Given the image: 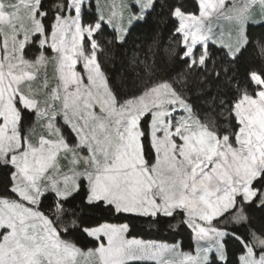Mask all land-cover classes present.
Wrapping results in <instances>:
<instances>
[{"label": "snow or ice", "instance_id": "1", "mask_svg": "<svg viewBox=\"0 0 264 264\" xmlns=\"http://www.w3.org/2000/svg\"><path fill=\"white\" fill-rule=\"evenodd\" d=\"M194 4L0 0V238L19 218L29 264H264V2Z\"/></svg>", "mask_w": 264, "mask_h": 264}, {"label": "rangeland", "instance_id": "2", "mask_svg": "<svg viewBox=\"0 0 264 264\" xmlns=\"http://www.w3.org/2000/svg\"><path fill=\"white\" fill-rule=\"evenodd\" d=\"M109 3H111V0H108ZM261 2H264V0H261ZM253 19L252 22L249 25H260L262 24L261 21L264 20V13H253ZM248 25V26H249ZM214 31L219 32L220 27L219 25L214 26ZM211 46H215V43L210 44ZM79 70V65L77 66ZM49 73L51 74L52 69H48ZM228 115L231 114L226 112V120H228ZM232 116V115H231ZM25 217V224L29 225L27 234L28 236L36 235L37 238L39 236L43 235L44 230L48 229L50 227L49 220L47 217L39 215L36 212H24L23 213ZM35 217V218H33ZM17 235L13 236L11 231L7 233L8 235V241L6 242L4 239L0 238V245L4 246V250L2 253H0V256H2L4 260V264H29V261L32 259L30 254H25L23 252L22 246L29 244V241L25 240L23 236L19 235V227H20V219L18 218L17 221ZM34 226V227H33ZM159 242V241H158ZM164 243V242H161ZM9 249H12V251H9ZM184 251H193L195 250V241H192V248H184ZM15 258V261H14ZM39 259L43 260V257H38ZM81 260V264H84V260L88 259L89 264H98V257L94 256L91 258H84L80 257L78 258ZM173 259H179V257H173ZM137 263V262H135ZM138 263H144V264H156V261H141Z\"/></svg>", "mask_w": 264, "mask_h": 264}, {"label": "trees", "instance_id": "3", "mask_svg": "<svg viewBox=\"0 0 264 264\" xmlns=\"http://www.w3.org/2000/svg\"><path fill=\"white\" fill-rule=\"evenodd\" d=\"M186 3H187V7L189 8V10L195 9L194 0H186ZM172 23H174V22H172ZM248 31H249V34L253 35V36L260 34L261 32H264V23H262L260 25H249ZM168 37H169V33L165 32V34H164L165 46H167V44H168ZM211 47L215 48V46H211ZM177 50H179V49H177ZM253 66L259 67L258 62H254ZM137 70L138 69L135 66L125 65V71L128 72L129 74L134 72V71H137ZM230 98H231V93L229 94V97H226V100L230 99ZM229 108H230V105L226 104L224 107L217 110L220 113L219 116L214 115L212 117L214 123L216 125H218L221 128V130H223L224 128H227V127H233L236 124L235 119L231 115L230 116L228 115V117H229L228 120H226V118H225L226 112L227 113L229 112L228 111ZM233 130H235L234 127H233ZM135 235L137 236L138 239L157 240L159 242H164V243H171L172 242L171 238L165 239V238L160 237L154 233H148V232L142 231L140 229H137ZM184 235L186 237L187 233H185ZM80 244L81 245L87 244L89 247H95L96 246V245L92 244L91 242L83 240V239H81ZM135 264H144V263H138L137 262Z\"/></svg>", "mask_w": 264, "mask_h": 264}]
</instances>
